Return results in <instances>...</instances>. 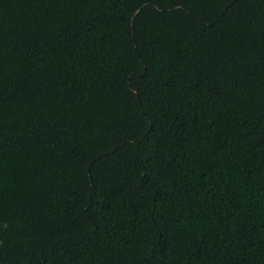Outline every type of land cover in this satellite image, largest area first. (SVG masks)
Returning <instances> with one entry per match:
<instances>
[{
  "label": "trees",
  "instance_id": "16d2710c",
  "mask_svg": "<svg viewBox=\"0 0 264 264\" xmlns=\"http://www.w3.org/2000/svg\"><path fill=\"white\" fill-rule=\"evenodd\" d=\"M0 264H264V0H0Z\"/></svg>",
  "mask_w": 264,
  "mask_h": 264
}]
</instances>
